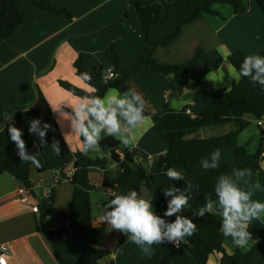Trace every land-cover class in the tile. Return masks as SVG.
<instances>
[{"label":"crops","instance_id":"obj_1","mask_svg":"<svg viewBox=\"0 0 264 264\" xmlns=\"http://www.w3.org/2000/svg\"><path fill=\"white\" fill-rule=\"evenodd\" d=\"M71 12L72 18H65L45 12L33 4V0H15L18 10L24 17L21 27L8 39L0 38V128L7 124L5 117L13 119L19 111L30 109L36 101L40 90L47 99L56 119L61 134L69 149L79 151L80 137L70 127L68 117L61 118V110L70 112L77 101L75 96L63 89L59 82H67L86 91L83 84L76 80L77 72L74 63L82 57L88 68L99 67L105 73L108 69L122 74L133 69L139 57L146 52L147 40L142 23L136 12V3L155 2L157 0H51ZM181 0H166L167 9ZM246 13L238 15L230 5L216 4L214 14L205 15L201 20L185 27L178 39L167 48H160L155 58L163 65H180L193 60L199 50L202 57L194 69V82L202 79L218 90L230 91L239 80L230 78L229 57L235 52L244 56L262 54L264 51V13L254 0H238ZM128 14V20H119ZM259 36V39L257 38ZM114 46L119 56V66L103 54ZM221 69V79L209 82L205 78L210 73ZM133 84L139 87L147 98L153 125L138 141L130 152L136 156L137 163L144 164L152 170L156 159L167 153L168 147L156 130V123L168 110L187 112L193 118L200 116L215 103L214 96L206 90L193 88L183 93L191 104L177 108L174 104L181 94L171 76L144 70L136 77ZM251 122V119H249ZM260 135L246 130L239 136V145L244 146L252 139L260 140ZM61 125V126H60ZM230 129H227L229 132ZM201 131L198 138L205 139ZM110 138V137H107ZM105 138V139H107ZM210 138V137H209ZM259 144V143H258ZM257 145L249 146L254 153ZM252 145V144H251ZM122 148H125L121 145ZM254 147V148H253ZM127 149V148H126ZM221 157L217 168L234 161L230 149L220 151ZM116 154L122 157L120 150ZM92 158H107L111 151L92 152ZM151 164V165H150ZM112 165V164H111ZM264 171V163H262ZM75 171L70 165L63 173L51 169L31 171L32 205L21 203L18 190L20 183L11 175L0 178V244L11 245V256L8 264H58L53 249L46 236L39 231L34 207L48 200L51 194L49 230H64L61 248L62 255L70 262L76 263L86 247L74 241L69 232V224L61 218L70 210L74 185L67 173ZM111 179H115L120 168L109 167ZM89 178L96 191L91 194L93 218L97 226H105L106 232L102 249L111 253L110 257L100 264H151L156 254L152 246L150 254H144L140 248L128 240V234L112 229L106 222L98 219L104 210V204L111 198L112 192H125L114 184H104V171L99 167L89 170ZM245 188L254 186L256 177L248 178ZM141 189H146L144 186ZM140 189V190H141ZM147 190V189H146ZM145 195L149 196L148 190ZM254 200L264 202V190L254 189ZM156 209V208H155ZM157 211V209H156ZM221 221L219 212H213ZM252 241L245 248H236L230 239L224 247L228 254H246L255 250V259L249 264H264V221L252 220L249 224ZM207 264H220V256H212Z\"/></svg>","mask_w":264,"mask_h":264},{"label":"trees","instance_id":"obj_2","mask_svg":"<svg viewBox=\"0 0 264 264\" xmlns=\"http://www.w3.org/2000/svg\"><path fill=\"white\" fill-rule=\"evenodd\" d=\"M158 3L148 2L136 3V12L142 23V29L147 40L145 54L141 55L133 69L117 75L114 79L105 80L102 77V69L87 67L82 57L75 63L77 75L80 71H90L92 84L98 89L96 94L103 93L110 87L118 88L121 92L128 88H135L145 99V115L150 114L151 108L143 92L133 84L136 77L144 70H154L157 73L171 76L177 86L179 94L193 88L209 91L215 98V103L200 116L193 118L187 112L166 111L156 123V130L166 143L168 150L166 155L156 159L152 170L146 169L144 164L137 163L136 156L112 137L101 142V150L111 151L112 156L107 158H92L82 155L80 152H72L61 134L57 121L52 113L50 104L39 90L36 94L35 104L26 111H19L10 121L17 128L24 130L23 139L26 148L38 153L41 167L35 168L30 163L21 162L16 156L14 142L7 135V124L0 131V178L5 175L14 177L22 187L32 192L31 171L41 172L51 169L63 173L70 165L74 166V174L70 178L74 185V191L70 210L61 218L62 222L69 224V232L72 239L86 247L81 258L72 263L68 261L61 252L64 230H49L47 215L50 214L52 198L44 201L39 206V215L36 219L37 226L50 243L58 264H100L111 253L102 249V241L106 232L105 226H97L93 218V203L91 194L96 191L89 178V170L99 167L104 171V184H114L120 189H140L144 186L149 196L154 198L153 204L158 214L166 210L167 201L164 197L163 188L175 183L177 187L183 188L185 182L169 181L163 174L169 167L182 169L185 172L186 181L194 186L189 206L183 211L184 215L191 217L195 211L204 203L206 195H212L215 199L213 188L216 177L220 174H230L233 168H251L252 177L264 185V129L254 153L249 150L250 142L244 146L239 145V136L246 131L251 122L249 119H264V91L259 85H253L248 78H242L236 82L230 91L218 90L212 84L202 79L194 82V69L203 55L199 50L196 57L180 65H163L155 58V53L160 48H167L180 36L182 30L201 20L205 15L214 14L213 7L216 4L230 5L238 15L246 13V9L238 0H181L175 5L165 9L166 0H157ZM264 13V0H254ZM33 4L45 11L57 16L72 18L67 9L54 4L51 0H33ZM128 14L119 20L125 23ZM24 17L18 10L15 0H0V38L8 39L23 24ZM113 64L119 66V56L114 46H111L104 54ZM264 55V51L262 53ZM244 58L241 52H235L229 57V61L237 70ZM115 72V71H114ZM60 86L68 92L82 96L87 92L73 85L60 81ZM41 119L51 125L46 135V141L50 145L59 140L61 154L56 155L50 146L41 147L35 135L29 136L28 122L33 119ZM232 127L233 130L223 135L210 138H198L203 130L214 128ZM120 150L122 157L116 154ZM230 149L233 152L234 161L224 164L220 168L205 169L201 161L208 158L216 150ZM115 162L120 173L115 179H111L109 167ZM174 219V217L169 218ZM197 232L187 237V245L176 248L174 244L164 243L156 246V254L151 264H207L209 259L220 256V264H249L255 259V250L246 254L230 255L227 253L224 242L226 238L219 229L220 220L211 214H205L203 218H197ZM230 239V238H229Z\"/></svg>","mask_w":264,"mask_h":264},{"label":"clouds","instance_id":"obj_3","mask_svg":"<svg viewBox=\"0 0 264 264\" xmlns=\"http://www.w3.org/2000/svg\"><path fill=\"white\" fill-rule=\"evenodd\" d=\"M228 69L232 80L248 78L253 85H259L261 91H264V55L249 54L244 56L239 70L232 65H228ZM221 73V69H216L215 73H209L205 79L209 82L219 81ZM117 75L111 69L102 73L105 80L114 79ZM76 80L84 85L87 94L76 96L70 92L77 103L71 107L70 112L61 110L59 116L70 118L71 131L81 138L79 151L82 155L99 152L101 142L107 137H112L131 151L137 146L139 139L154 126L150 116L145 115V99L135 88L121 92L118 88L110 87L103 95H98V89L91 83L93 76L90 71H80ZM192 102L181 94L174 104L180 108ZM5 120L7 135L15 144L16 156L21 162L40 168L39 154L26 148L24 130L10 122L11 118L5 117ZM60 121L58 119L57 123L60 124ZM50 129L49 123L33 118L28 122L27 132L29 136L35 135L41 147L50 146L56 155H60V141L53 139L50 145L46 141ZM3 130L0 128V131ZM220 157L219 150L212 152L201 161L202 167L217 168ZM111 167L115 168L117 164L113 162ZM163 174L169 181H184L185 186L181 188L173 183L162 189L167 201L166 210L162 214L157 213L154 198L145 195L146 189H129L120 193L113 191L98 219L106 222L112 229L128 234V240L144 254H150L153 245L171 243L179 246L187 237L197 232V223L194 222L197 218L216 211L221 216L219 229L226 239L230 238L234 247L245 248L252 241L249 224L252 220L264 221V202L252 197L254 189L264 190V185L257 182L252 187L242 186L248 185V178L253 175L251 168H233L230 174L218 175L213 188L215 199L212 195H206L203 205L191 217L184 215L183 211L193 199L194 187L198 189V186L186 181L182 169L169 167ZM172 217L174 219H169Z\"/></svg>","mask_w":264,"mask_h":264},{"label":"built area","instance_id":"obj_4","mask_svg":"<svg viewBox=\"0 0 264 264\" xmlns=\"http://www.w3.org/2000/svg\"><path fill=\"white\" fill-rule=\"evenodd\" d=\"M114 72V71H113ZM115 73V72H114ZM258 125L261 129H264V119L258 121ZM151 165V164H150ZM153 168V166L151 165ZM75 172V171H74ZM73 171L67 172V173H74ZM73 175L69 174V178H71ZM18 197L23 204L32 205L31 203V196L29 194V191L22 187L18 190ZM51 198V194L49 195L48 199ZM34 211L36 213H40L39 207H34ZM48 220H50V216H46ZM187 245L185 241L181 242L179 246H175L176 248H180ZM11 256V245L8 243L0 244V264H8V259Z\"/></svg>","mask_w":264,"mask_h":264},{"label":"rangeland","instance_id":"obj_5","mask_svg":"<svg viewBox=\"0 0 264 264\" xmlns=\"http://www.w3.org/2000/svg\"><path fill=\"white\" fill-rule=\"evenodd\" d=\"M227 129H228L227 127H221V128H214L213 130H203L202 134H205L206 138H209V137H213V136L223 135L227 132ZM229 129L233 130L232 127H230ZM247 130L249 131L248 133L253 132L257 135H260V129L257 127L255 120L252 118H251V125ZM249 142L252 144V145L250 144V146H253L254 144L257 145L259 143V141L255 140V139H252V141H249ZM249 148H251V147H249ZM48 226H50L49 222H48ZM214 256H217V255H214Z\"/></svg>","mask_w":264,"mask_h":264}]
</instances>
